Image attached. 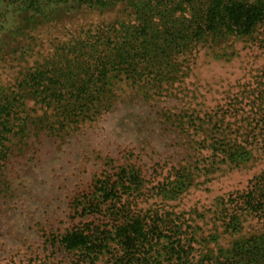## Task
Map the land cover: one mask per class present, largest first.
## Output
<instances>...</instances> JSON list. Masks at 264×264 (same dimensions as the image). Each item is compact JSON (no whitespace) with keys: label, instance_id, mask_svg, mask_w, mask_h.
<instances>
[{"label":"rangeland","instance_id":"374dc122","mask_svg":"<svg viewBox=\"0 0 264 264\" xmlns=\"http://www.w3.org/2000/svg\"><path fill=\"white\" fill-rule=\"evenodd\" d=\"M119 9L83 10L61 27L34 34L24 67L53 54L58 42L82 26L127 19ZM224 51L232 56L228 62L217 59ZM13 52L0 61V84L16 80L20 62L14 58L20 56ZM183 69L187 76L148 96L122 83L113 109L63 137L13 139L0 170V264H91L82 261L85 251L67 250L60 240L69 231L105 228L109 221L99 214L77 215L73 202L97 176L128 165L142 185L134 212L150 225L170 224L163 227L172 237L164 245H178L170 222L178 218L185 237L196 235L180 261L158 245L153 264H219L234 257L240 237H260L255 245L264 248V218L250 213L240 198L257 178L264 179V46L231 40L214 50L201 48ZM185 178L189 188L165 198L164 190ZM233 219L241 231L226 227ZM117 247L94 264H114ZM260 259L264 263L262 254Z\"/></svg>","mask_w":264,"mask_h":264},{"label":"trees","instance_id":"16d2710c","mask_svg":"<svg viewBox=\"0 0 264 264\" xmlns=\"http://www.w3.org/2000/svg\"><path fill=\"white\" fill-rule=\"evenodd\" d=\"M119 8L127 19L82 26L70 39L58 42L53 54L24 67L28 58L22 57L32 51L34 34L61 27L66 18L83 10ZM28 39L33 42L26 47ZM231 40L264 46V0H0V61L12 50L21 58H14L20 62L15 82L0 84V170L11 155L14 138L63 137L113 109L122 83L148 96L187 76L183 68L201 48L214 50ZM20 49L24 51L18 53ZM231 57L225 51L217 54L219 61ZM134 168L120 167L113 175L106 171L75 198L74 213L99 214L109 221L105 228L87 225L62 236L60 243L67 250L85 251L82 261L94 264L114 246L120 251L114 264H153L158 245L178 261L192 250L195 232L185 237L179 218L170 221L175 222L172 232L178 244L170 248L164 241L172 237L162 232L170 224L163 220L150 225L134 212L142 190ZM188 183L190 178H185L164 190L165 198L182 194ZM252 184L248 196L240 198L250 213L264 218V179ZM227 224L241 231L235 219ZM258 242L260 237L238 238L234 257L219 264H264V248L255 245Z\"/></svg>","mask_w":264,"mask_h":264}]
</instances>
